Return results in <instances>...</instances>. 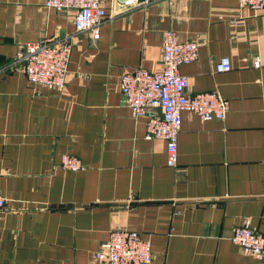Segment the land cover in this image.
Instances as JSON below:
<instances>
[{
    "label": "crops",
    "instance_id": "0c3cea01",
    "mask_svg": "<svg viewBox=\"0 0 264 264\" xmlns=\"http://www.w3.org/2000/svg\"><path fill=\"white\" fill-rule=\"evenodd\" d=\"M99 1L105 18L93 40L74 30L72 9L0 0V264H106L94 254L112 228L148 238L149 264H262L230 234L244 220L264 234V8ZM166 29L197 46L178 67L187 93L228 102L222 121L181 111L174 167L118 87L123 72L160 70ZM64 37V88L30 84L20 45ZM221 57L230 68L216 72ZM62 154L83 168L61 169Z\"/></svg>",
    "mask_w": 264,
    "mask_h": 264
},
{
    "label": "built area",
    "instance_id": "2783aa9c",
    "mask_svg": "<svg viewBox=\"0 0 264 264\" xmlns=\"http://www.w3.org/2000/svg\"><path fill=\"white\" fill-rule=\"evenodd\" d=\"M154 0H126L123 4L145 5ZM238 6L253 11L264 8V0H236ZM44 7L72 9L71 23L76 32H88L95 40L105 12L99 0H44ZM71 42L68 37L43 38L26 41L15 53L22 62L27 81L36 86L61 90L66 83V68ZM197 46L194 41H179L175 31L166 29L161 34V67L150 72L136 68L119 76L118 87L130 116L146 115L145 137L159 138L165 144V164H176V138L180 127V113L187 110L200 120L222 121L228 102L216 91L187 93L185 76L178 67L196 58ZM258 59L254 60V64ZM226 57L214 64L216 72L229 70ZM58 166L63 170L77 171L83 168L78 158L62 154ZM4 209V198L0 194V212ZM230 241L237 245L242 254L251 256L264 264V234L249 225L248 220L235 226ZM95 257L106 264H149L151 261L150 241L137 231L112 228L108 238L95 252Z\"/></svg>",
    "mask_w": 264,
    "mask_h": 264
},
{
    "label": "water",
    "instance_id": "95a60500",
    "mask_svg": "<svg viewBox=\"0 0 264 264\" xmlns=\"http://www.w3.org/2000/svg\"><path fill=\"white\" fill-rule=\"evenodd\" d=\"M117 1H119V2H123V1H126V0H117Z\"/></svg>",
    "mask_w": 264,
    "mask_h": 264
}]
</instances>
